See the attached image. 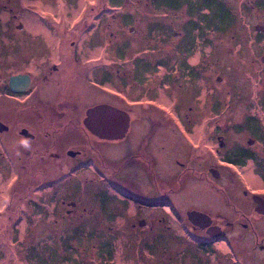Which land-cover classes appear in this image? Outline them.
Returning <instances> with one entry per match:
<instances>
[{
    "label": "flooded vegetation",
    "instance_id": "flooded-vegetation-1",
    "mask_svg": "<svg viewBox=\"0 0 264 264\" xmlns=\"http://www.w3.org/2000/svg\"><path fill=\"white\" fill-rule=\"evenodd\" d=\"M262 18L264 0H0V164L50 186L82 178L89 163L114 191L156 198L143 202L162 210L154 221L166 228L178 211L191 264H264V55L248 60L264 48ZM234 63L257 85L248 96L232 86L228 102L212 73L229 85ZM100 105L128 113L122 137L86 126ZM137 119L170 133L157 145L166 159L147 150L108 159L92 145L126 139ZM128 165L147 180L131 186Z\"/></svg>",
    "mask_w": 264,
    "mask_h": 264
},
{
    "label": "rangeland",
    "instance_id": "rangeland-1",
    "mask_svg": "<svg viewBox=\"0 0 264 264\" xmlns=\"http://www.w3.org/2000/svg\"><path fill=\"white\" fill-rule=\"evenodd\" d=\"M258 22L264 24V18L255 20L254 24ZM245 28L241 30L242 35L247 31ZM230 54L233 61L237 54ZM254 55V58L248 55V60L260 62L264 48ZM235 70L238 73L230 79L232 84L228 85L226 80L227 84L219 85L216 77L222 71L213 68V83L223 88L220 94L228 102L232 86L238 90L244 86L245 96H248L255 92L257 85V81L249 79L250 71L245 64L230 65L228 73ZM261 90H264L263 85ZM154 96L152 99L156 98ZM150 104L161 106L156 101ZM223 107L227 108L226 105ZM152 117L158 119L157 113L153 112L150 119ZM135 123L126 139L92 145L99 147L103 157L108 159L123 158L138 150H147L166 159L165 153L158 152L157 145L168 140L170 133L165 128L158 133L149 120L137 119ZM146 134L149 137L144 139ZM87 143L85 138L84 144ZM35 164L42 167L41 163ZM165 165L164 161L162 166ZM135 166L128 165L122 171L124 177L133 174L134 180L130 184L134 188L135 180L141 183L147 180ZM83 169L80 171L82 178L48 180L52 184L44 186L38 183L40 178L12 176V171L0 164V264H191L194 253L190 242L192 231L178 222V211H168L166 225L172 227L166 228L154 221L162 210L145 206L143 199H156L150 198L146 190H133L139 198L130 197L125 190L114 191L111 181L101 180L97 172L89 168V163H84ZM59 188L63 193H57ZM101 188L106 192L91 195L93 189ZM190 191L189 186L185 194ZM50 194L54 195L50 197L51 201L48 199ZM88 194L93 197L88 198ZM71 201L76 202V207L70 206ZM66 209H73L71 215Z\"/></svg>",
    "mask_w": 264,
    "mask_h": 264
},
{
    "label": "water",
    "instance_id": "water-1",
    "mask_svg": "<svg viewBox=\"0 0 264 264\" xmlns=\"http://www.w3.org/2000/svg\"><path fill=\"white\" fill-rule=\"evenodd\" d=\"M258 29L261 30L262 27L258 26ZM129 120L130 117L127 112L113 106L100 105L87 112L85 124L92 132L97 133L102 137L119 138L125 134ZM114 121L116 123L115 128L112 123ZM193 215L201 217L200 220H203V213L196 211L189 213L190 217ZM202 227H205V225L202 224Z\"/></svg>",
    "mask_w": 264,
    "mask_h": 264
}]
</instances>
